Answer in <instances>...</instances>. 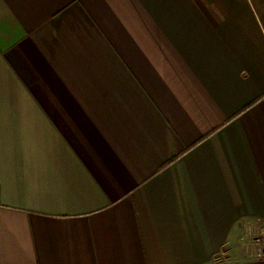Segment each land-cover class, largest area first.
<instances>
[{
    "label": "crops",
    "instance_id": "crops-1",
    "mask_svg": "<svg viewBox=\"0 0 264 264\" xmlns=\"http://www.w3.org/2000/svg\"><path fill=\"white\" fill-rule=\"evenodd\" d=\"M264 0H0V264H264Z\"/></svg>",
    "mask_w": 264,
    "mask_h": 264
},
{
    "label": "built area",
    "instance_id": "built-area-1",
    "mask_svg": "<svg viewBox=\"0 0 264 264\" xmlns=\"http://www.w3.org/2000/svg\"><path fill=\"white\" fill-rule=\"evenodd\" d=\"M241 254L247 258L264 257V222L255 216L243 226Z\"/></svg>",
    "mask_w": 264,
    "mask_h": 264
},
{
    "label": "rangeland",
    "instance_id": "rangeland-1",
    "mask_svg": "<svg viewBox=\"0 0 264 264\" xmlns=\"http://www.w3.org/2000/svg\"><path fill=\"white\" fill-rule=\"evenodd\" d=\"M249 220H246L245 223H248ZM242 233H243V230H242Z\"/></svg>",
    "mask_w": 264,
    "mask_h": 264
}]
</instances>
